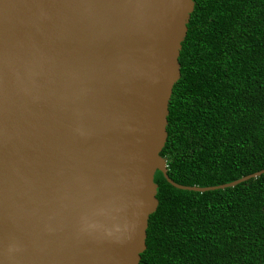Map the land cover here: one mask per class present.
Instances as JSON below:
<instances>
[{
    "label": "water",
    "instance_id": "95a60500",
    "mask_svg": "<svg viewBox=\"0 0 264 264\" xmlns=\"http://www.w3.org/2000/svg\"><path fill=\"white\" fill-rule=\"evenodd\" d=\"M192 0H0V264H139Z\"/></svg>",
    "mask_w": 264,
    "mask_h": 264
},
{
    "label": "trees",
    "instance_id": "16d2710c",
    "mask_svg": "<svg viewBox=\"0 0 264 264\" xmlns=\"http://www.w3.org/2000/svg\"><path fill=\"white\" fill-rule=\"evenodd\" d=\"M159 156L175 184L264 169V0H192ZM139 264H264V173L202 193L155 172Z\"/></svg>",
    "mask_w": 264,
    "mask_h": 264
}]
</instances>
